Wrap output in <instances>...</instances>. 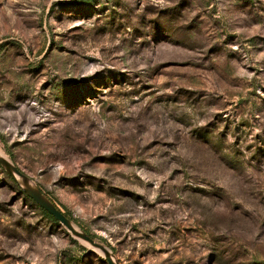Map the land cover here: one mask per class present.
<instances>
[{"label":"rangeland","instance_id":"1","mask_svg":"<svg viewBox=\"0 0 264 264\" xmlns=\"http://www.w3.org/2000/svg\"><path fill=\"white\" fill-rule=\"evenodd\" d=\"M0 151L116 264H264V0H0ZM0 264H107L0 167Z\"/></svg>","mask_w":264,"mask_h":264},{"label":"water","instance_id":"2","mask_svg":"<svg viewBox=\"0 0 264 264\" xmlns=\"http://www.w3.org/2000/svg\"><path fill=\"white\" fill-rule=\"evenodd\" d=\"M0 167L6 175L20 188L22 193L29 198L39 209L44 211L61 225L73 239L87 244L90 248L100 251L107 264H116L111 252L104 246L96 243L88 235L78 231L72 222L61 213L54 203L37 187L28 177L17 169L3 154H0Z\"/></svg>","mask_w":264,"mask_h":264},{"label":"trees","instance_id":"3","mask_svg":"<svg viewBox=\"0 0 264 264\" xmlns=\"http://www.w3.org/2000/svg\"><path fill=\"white\" fill-rule=\"evenodd\" d=\"M50 199V198H49ZM51 200V199H50ZM52 201V200H51ZM53 202V201H52ZM54 203V202H53ZM55 205V204H54ZM56 206V205H55ZM57 207V206H56ZM57 209H58V207H57ZM59 210V209H58ZM40 212L43 214V216L45 217V218H47L48 220H50V221H52L53 223H55L56 221H54L53 220V218L52 217H50L48 214H46L44 211H42L41 209H40ZM66 217V216H65Z\"/></svg>","mask_w":264,"mask_h":264},{"label":"bare ground","instance_id":"4","mask_svg":"<svg viewBox=\"0 0 264 264\" xmlns=\"http://www.w3.org/2000/svg\"><path fill=\"white\" fill-rule=\"evenodd\" d=\"M0 154H2L1 151H0Z\"/></svg>","mask_w":264,"mask_h":264}]
</instances>
